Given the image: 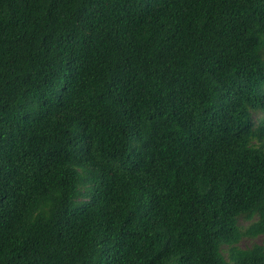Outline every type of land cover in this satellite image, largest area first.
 <instances>
[{"label":"trees","instance_id":"trees-1","mask_svg":"<svg viewBox=\"0 0 264 264\" xmlns=\"http://www.w3.org/2000/svg\"><path fill=\"white\" fill-rule=\"evenodd\" d=\"M0 264H264V0H0Z\"/></svg>","mask_w":264,"mask_h":264},{"label":"rangeland","instance_id":"rangeland-1","mask_svg":"<svg viewBox=\"0 0 264 264\" xmlns=\"http://www.w3.org/2000/svg\"><path fill=\"white\" fill-rule=\"evenodd\" d=\"M258 243H261V240L258 241ZM250 244H251L250 242H248V241H244V242L241 244V247H242V248H245V247L249 246Z\"/></svg>","mask_w":264,"mask_h":264}]
</instances>
